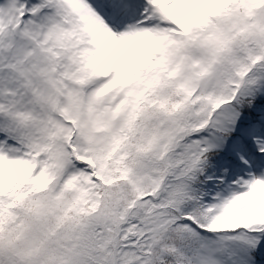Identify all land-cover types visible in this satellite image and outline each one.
Here are the masks:
<instances>
[{"label": "snow or ice", "instance_id": "1", "mask_svg": "<svg viewBox=\"0 0 264 264\" xmlns=\"http://www.w3.org/2000/svg\"><path fill=\"white\" fill-rule=\"evenodd\" d=\"M0 264H264V0H0Z\"/></svg>", "mask_w": 264, "mask_h": 264}]
</instances>
